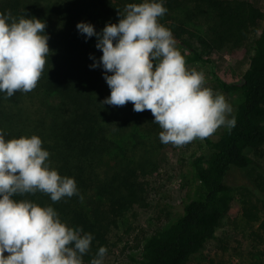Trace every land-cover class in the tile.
Instances as JSON below:
<instances>
[{
  "label": "trees",
  "instance_id": "16d2710c",
  "mask_svg": "<svg viewBox=\"0 0 264 264\" xmlns=\"http://www.w3.org/2000/svg\"><path fill=\"white\" fill-rule=\"evenodd\" d=\"M142 0H0V13L35 17L45 22L49 54L36 86L11 97L0 92V130L5 139L37 135L49 152L48 163L61 176L75 179L77 194L52 201L49 194L16 193L14 200L52 206L60 220L80 227L93 239L83 262H90L100 246L115 254L117 230L134 206H144L148 176L157 169L162 131L150 110L133 111L102 104L110 94L102 67L91 68L102 52L96 36L85 39L78 22L91 23L100 32L117 23L128 3ZM167 12L158 22L169 28L185 65L210 69L211 82L233 99L235 126L201 138L207 148L190 164L182 213L166 227L138 242L134 264H188L216 232L239 189L250 191L264 206V183L233 173L260 169L254 159L264 147V14L246 0H164ZM212 51L248 53V66L234 80L216 70ZM111 74V73H109ZM7 255V253H5ZM208 264H233L220 252ZM263 264V263H254Z\"/></svg>",
  "mask_w": 264,
  "mask_h": 264
},
{
  "label": "clouds",
  "instance_id": "9594fccd",
  "mask_svg": "<svg viewBox=\"0 0 264 264\" xmlns=\"http://www.w3.org/2000/svg\"><path fill=\"white\" fill-rule=\"evenodd\" d=\"M166 12L164 0H142L126 4L118 22L100 32L83 21L76 28L85 39L96 36L102 52L98 61L90 55V67L104 69L110 89L101 103L150 110L160 141L180 146L221 126L231 130L236 121L225 96L204 86L203 72L186 68L171 30L158 22ZM45 27L35 17L0 13V92L6 97L36 86L49 54ZM49 155L39 136L5 139L0 130V264H83L91 233L62 222L50 205L11 198L42 191L55 202L77 194L75 179L51 168ZM106 252L100 246L90 264H103Z\"/></svg>",
  "mask_w": 264,
  "mask_h": 264
},
{
  "label": "rangeland",
  "instance_id": "374dc122",
  "mask_svg": "<svg viewBox=\"0 0 264 264\" xmlns=\"http://www.w3.org/2000/svg\"><path fill=\"white\" fill-rule=\"evenodd\" d=\"M264 14V0H246ZM264 26V18L259 21L258 30ZM178 51L180 48L174 45ZM211 58L216 63V70L226 80L239 77L248 66V53L212 51ZM188 70L203 72L204 86L214 92H220L211 82L210 69L200 64L185 65ZM223 94V93H222ZM233 108V99L223 94ZM226 129L221 126L218 132ZM207 150L201 138L180 146L168 143L159 156L158 167L148 176L147 198L144 206H134L121 220L117 230L118 249L115 254L104 257L103 264H134L128 256L138 257V242L162 229L175 220L181 213V200L184 190L180 183L190 176L191 161ZM254 159L260 169L251 168L246 172L233 173L229 179L232 184L245 180L264 183V147L255 153ZM217 239L206 244L204 250L193 257L188 264H208L209 257L215 252L222 253L233 264H264V206L246 189H239L235 194L228 213L222 219L216 232ZM90 264V262H83Z\"/></svg>",
  "mask_w": 264,
  "mask_h": 264
}]
</instances>
